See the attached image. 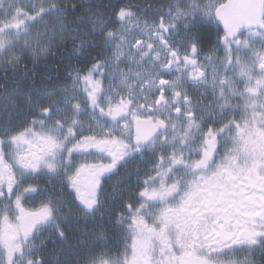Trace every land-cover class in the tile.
Segmentation results:
<instances>
[{"label":"snow or ice","instance_id":"snow-or-ice-1","mask_svg":"<svg viewBox=\"0 0 264 264\" xmlns=\"http://www.w3.org/2000/svg\"><path fill=\"white\" fill-rule=\"evenodd\" d=\"M0 264H264V0H0Z\"/></svg>","mask_w":264,"mask_h":264}]
</instances>
